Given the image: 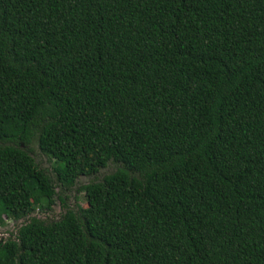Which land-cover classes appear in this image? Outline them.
<instances>
[{
  "label": "trees",
  "instance_id": "16d2710c",
  "mask_svg": "<svg viewBox=\"0 0 264 264\" xmlns=\"http://www.w3.org/2000/svg\"><path fill=\"white\" fill-rule=\"evenodd\" d=\"M6 219L0 264H264V0H0Z\"/></svg>",
  "mask_w": 264,
  "mask_h": 264
},
{
  "label": "rangeland",
  "instance_id": "374dc122",
  "mask_svg": "<svg viewBox=\"0 0 264 264\" xmlns=\"http://www.w3.org/2000/svg\"><path fill=\"white\" fill-rule=\"evenodd\" d=\"M30 147L32 149L31 155L35 158L39 166L45 169L53 179H56L57 176L54 170V167L56 166L55 161L42 152L37 140H34ZM117 169L118 164L115 162H110L109 165L106 168L101 169L98 174L80 177L77 183L68 190L57 185V194L50 210L37 209L33 215L43 219L46 222L60 219L65 210L59 196L64 198L66 197V202L70 207L76 211L80 210V208L85 207V187L90 183L102 182L106 176L114 173ZM24 223H26V219H6L5 223L0 225V241L7 240L8 238L16 239L18 235V229Z\"/></svg>",
  "mask_w": 264,
  "mask_h": 264
}]
</instances>
